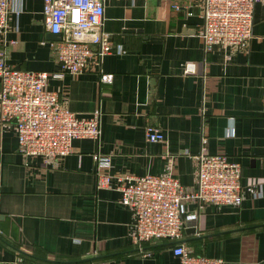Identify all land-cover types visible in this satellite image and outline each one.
Returning <instances> with one entry per match:
<instances>
[{"label": "crops", "instance_id": "1", "mask_svg": "<svg viewBox=\"0 0 264 264\" xmlns=\"http://www.w3.org/2000/svg\"><path fill=\"white\" fill-rule=\"evenodd\" d=\"M42 6L24 0L18 16L9 14L6 62L55 74ZM202 24L198 0H104L113 50L81 74L46 82L69 110L100 112L99 139L75 138L70 155L43 164L24 157L13 129L0 126V264H179L176 241L135 247L133 213L114 180L98 186L92 154L112 155L105 169L112 175L171 173L193 193L202 137L208 153L241 163L242 200L201 207L185 200L184 215L197 218L185 221L178 242L225 264L264 263V0L254 6L249 41L206 51ZM186 62L196 73L183 74ZM101 73H111V83ZM147 127L164 139L147 141ZM190 226L196 233L185 231Z\"/></svg>", "mask_w": 264, "mask_h": 264}, {"label": "built area", "instance_id": "2", "mask_svg": "<svg viewBox=\"0 0 264 264\" xmlns=\"http://www.w3.org/2000/svg\"><path fill=\"white\" fill-rule=\"evenodd\" d=\"M24 0H0V126H9L16 134L20 153L26 158L40 157L44 164L48 159H59L73 152L75 138L100 137V112L78 115L64 106L59 92L46 88L48 77H62L85 71L89 60L98 64L112 50L110 34L104 30V0H42L45 29L58 34L59 40L51 42L60 71H25L6 62L5 36L9 14L18 16ZM134 1V0H132ZM203 17L199 31L204 49L214 44H232L252 38V19L256 3L263 0H198ZM118 52L123 49L119 47ZM196 73L193 62L183 65V74ZM100 81L111 83V73H101ZM145 139L158 142L163 133L147 127ZM206 138L194 155L197 189L186 192L183 185L171 173L110 174L111 154H92L99 187H110L120 193V202L133 213L130 231L132 243L142 250L154 240L176 241L172 247L179 264H225L221 257L194 254L181 239L185 221L197 218L196 213L184 215V201L215 205L239 204L242 200L240 184L241 163L231 161L224 154L206 151Z\"/></svg>", "mask_w": 264, "mask_h": 264}, {"label": "water", "instance_id": "3", "mask_svg": "<svg viewBox=\"0 0 264 264\" xmlns=\"http://www.w3.org/2000/svg\"><path fill=\"white\" fill-rule=\"evenodd\" d=\"M50 38L51 39H54V40H59L60 39V36L58 34H52V33H50ZM185 231L188 234H194L197 231V227L196 226H190V227L186 228Z\"/></svg>", "mask_w": 264, "mask_h": 264}]
</instances>
